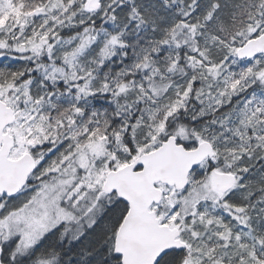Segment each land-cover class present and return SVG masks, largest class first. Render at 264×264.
<instances>
[{
  "label": "snow or ice",
  "instance_id": "6c2138e0",
  "mask_svg": "<svg viewBox=\"0 0 264 264\" xmlns=\"http://www.w3.org/2000/svg\"><path fill=\"white\" fill-rule=\"evenodd\" d=\"M0 264H264V0H0Z\"/></svg>",
  "mask_w": 264,
  "mask_h": 264
},
{
  "label": "trees",
  "instance_id": "16d2710c",
  "mask_svg": "<svg viewBox=\"0 0 264 264\" xmlns=\"http://www.w3.org/2000/svg\"><path fill=\"white\" fill-rule=\"evenodd\" d=\"M103 103H104L103 101H99V102H97L98 106L101 105V104H103ZM105 106H106V105H105Z\"/></svg>",
  "mask_w": 264,
  "mask_h": 264
}]
</instances>
